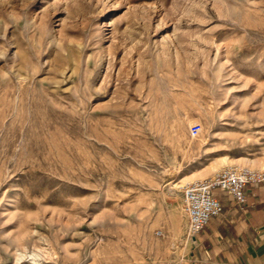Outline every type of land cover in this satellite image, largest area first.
<instances>
[{"label":"rangeland","instance_id":"1","mask_svg":"<svg viewBox=\"0 0 264 264\" xmlns=\"http://www.w3.org/2000/svg\"><path fill=\"white\" fill-rule=\"evenodd\" d=\"M226 167L264 169V0H0V264H185Z\"/></svg>","mask_w":264,"mask_h":264},{"label":"crops","instance_id":"2","mask_svg":"<svg viewBox=\"0 0 264 264\" xmlns=\"http://www.w3.org/2000/svg\"><path fill=\"white\" fill-rule=\"evenodd\" d=\"M213 195L222 213L191 240L185 264H264V184L246 186L241 205L220 190Z\"/></svg>","mask_w":264,"mask_h":264},{"label":"built area","instance_id":"3","mask_svg":"<svg viewBox=\"0 0 264 264\" xmlns=\"http://www.w3.org/2000/svg\"><path fill=\"white\" fill-rule=\"evenodd\" d=\"M199 131V124L190 127L192 137L197 136ZM259 184H264V169L226 167L211 177L184 185L181 191V204L187 222V237L190 240L194 239L211 217L222 213V206L213 195L215 190L225 192L236 204L241 205L245 200L244 188Z\"/></svg>","mask_w":264,"mask_h":264},{"label":"bare ground","instance_id":"4","mask_svg":"<svg viewBox=\"0 0 264 264\" xmlns=\"http://www.w3.org/2000/svg\"><path fill=\"white\" fill-rule=\"evenodd\" d=\"M31 264H38V261L35 260V259H33V260L31 261Z\"/></svg>","mask_w":264,"mask_h":264}]
</instances>
